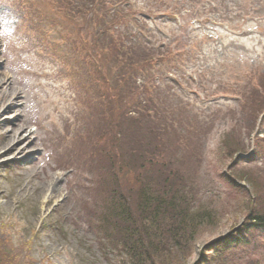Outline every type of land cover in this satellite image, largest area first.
I'll return each mask as SVG.
<instances>
[{
  "label": "rangeland",
  "instance_id": "374dc122",
  "mask_svg": "<svg viewBox=\"0 0 264 264\" xmlns=\"http://www.w3.org/2000/svg\"><path fill=\"white\" fill-rule=\"evenodd\" d=\"M130 1L141 22L134 28L127 22L133 48L126 52L146 62L128 72V83L112 85L105 77L117 66H108L97 21L77 8L60 12L55 0H0V73L28 97L23 122L38 140L27 163L22 156L0 158V264H131L102 242L90 217L96 210L88 188L93 181L99 189L111 186L112 163L105 158L97 173L80 143L67 149L73 135H85L83 111L95 89L108 93L106 86L116 89L111 101L124 116H137L140 98L168 119L182 114L181 128L164 127L160 143L193 206L213 219L188 247H170L149 264H264V232L238 236L251 207L264 211V0ZM5 91L0 104L7 108ZM12 120L7 114L0 127V149ZM142 139L158 143L146 134ZM139 148L123 149L122 160ZM247 176L257 181L258 200ZM49 179L59 182L60 193L47 205L41 185ZM96 199L101 214L105 202Z\"/></svg>",
  "mask_w": 264,
  "mask_h": 264
},
{
  "label": "trees",
  "instance_id": "16d2710c",
  "mask_svg": "<svg viewBox=\"0 0 264 264\" xmlns=\"http://www.w3.org/2000/svg\"><path fill=\"white\" fill-rule=\"evenodd\" d=\"M55 1L58 3L59 10L64 8L63 10L69 12L72 8L73 10L77 8L82 17L89 16L90 20L93 19L99 23L101 30L98 33L101 36L98 38L107 42L109 48L105 53L109 56L108 66L111 65L113 68L114 63L117 66V69L113 68L117 70L116 73L111 75L108 71L110 78L106 76L105 82L112 85L128 83L126 79L128 72L135 65L140 67L138 65L146 62L145 59L136 61L134 57L138 54L131 57L125 48L126 46L133 48L130 30L126 28L127 22L129 25L132 24L130 25L132 28L139 27L141 22V19L137 20L131 14L132 9L135 8L134 3L130 0L129 2L124 0ZM51 2L54 4L53 0ZM135 15L137 16L138 13ZM160 48H163V45L160 44ZM106 88L108 92L106 94H100L95 89L96 96L90 97L88 111H83L85 113L83 126L86 128V133L80 144L85 151L83 156L86 159L85 162L95 164L97 173L100 162H104L105 158L110 160L113 166L110 187L102 186L99 189L98 181H93L91 186L94 184V188L91 186L88 188L93 195L90 200L95 197L93 203L91 202L93 210H98L97 204L100 199L97 201V194L101 196V201L105 202L102 204L103 213L97 214L93 211L90 217L95 218L94 228L101 235L104 244L112 250L124 253L131 264H149L154 255L170 252V247L178 251L188 247L199 229L213 219L207 210L201 211L193 206L192 199L188 197L187 187L180 184L173 170L174 167L172 163L170 164L171 152L166 154L165 148H162L160 143L161 137L166 132L164 127L171 128V131L178 126V129L181 128L182 114L177 112L176 116L168 119L158 105L153 103L150 106L148 98L145 100L140 98L135 106L136 111L133 113L137 116L133 117L130 115L132 113L124 116L123 113L120 114V110L114 108V102L111 101V94L116 93V89L107 86ZM117 90L119 93L122 92V89ZM105 97H107V106L101 100ZM145 134L148 138L153 136L158 143L148 142V139L143 140L142 137ZM101 138H106L102 144L99 142ZM109 138H112L111 144ZM176 140L179 141L180 138ZM184 141L188 143L189 140L184 139ZM193 141L194 139H191L189 143L192 144ZM262 141L263 139L258 141L257 149L252 153L253 157L259 155ZM134 145L140 147V152L132 154L130 158H124L125 161H123L121 156H128L123 149ZM102 148L112 150L102 154L104 152ZM159 148L160 151H158ZM144 152L145 156L142 155ZM138 157L140 162L134 160ZM129 167H134V170ZM126 169L128 175L124 172ZM99 173H101L100 167ZM234 176L237 178L236 174ZM247 178L249 176L244 180ZM255 180L252 178V181H246L252 188V198L258 200L261 190L258 189ZM109 190H112L109 192L110 195H108ZM260 208L251 207L244 226L238 231V236L252 230L264 232V211ZM239 241L240 239L236 237L233 243L236 244Z\"/></svg>",
  "mask_w": 264,
  "mask_h": 264
},
{
  "label": "bare ground",
  "instance_id": "6f19581e",
  "mask_svg": "<svg viewBox=\"0 0 264 264\" xmlns=\"http://www.w3.org/2000/svg\"><path fill=\"white\" fill-rule=\"evenodd\" d=\"M0 89L2 90L6 89L5 93H7L8 95L7 97L9 103V106H7V108L3 107L2 106L3 104H0V127L2 129L6 128L7 123H5V118L7 114H11V116H13V120L9 123L12 129L6 131L2 136L3 147L0 149V158L7 155L22 156L23 158L21 157L22 158L21 161L27 163L26 160L30 158L29 147L33 146V148H36L38 143L35 133L32 131H28L29 128L28 125L25 122H23L24 111L28 103L26 99L28 97H25L23 95V92H21L20 90L13 88L10 80L8 79L7 81L6 77L2 73H0ZM2 90L0 91V94L3 93ZM48 107H53V106L45 105L46 109ZM66 134L68 133L66 132ZM53 138L60 139V135H57V132H55ZM83 138H84L83 135H76V134L73 135L71 138L72 140L71 147L67 148L68 151L69 152L73 151L76 145L79 144L83 140ZM15 158L18 159L17 157ZM24 163L22 164V166H24ZM1 165H3V163H1L0 160V166ZM41 190H42L41 192L42 194L45 195L48 194L47 201L45 202L48 205L54 199V197L60 193L59 182L57 180L49 179L46 182L42 183Z\"/></svg>",
  "mask_w": 264,
  "mask_h": 264
}]
</instances>
